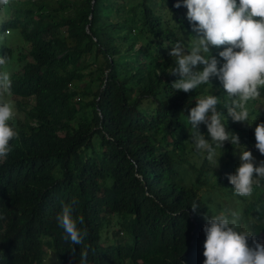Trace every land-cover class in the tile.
Here are the masks:
<instances>
[{
  "label": "trees",
  "instance_id": "1",
  "mask_svg": "<svg viewBox=\"0 0 264 264\" xmlns=\"http://www.w3.org/2000/svg\"><path fill=\"white\" fill-rule=\"evenodd\" d=\"M175 3L9 0L3 6L23 46L4 54L13 70L9 123L18 139L0 158V264H79L85 245L88 264H203V216L218 208V199L242 209L247 229L264 236V180L241 197L226 177L243 146L225 141L216 149L218 166L195 151L188 110L202 95L226 93L216 78L188 93L173 88L179 77L170 74L176 64L168 53L176 42L190 48L195 36L186 8ZM25 45L28 54L21 52ZM259 91L263 99L248 102V123L257 117L249 128L222 121L256 162L264 160L254 147L253 129L264 122ZM200 131L207 135L204 125ZM72 201L87 229L84 244L73 245L76 256L56 219L62 203ZM193 203L200 207L195 213ZM114 226L130 242L110 245Z\"/></svg>",
  "mask_w": 264,
  "mask_h": 264
},
{
  "label": "clouds",
  "instance_id": "2",
  "mask_svg": "<svg viewBox=\"0 0 264 264\" xmlns=\"http://www.w3.org/2000/svg\"><path fill=\"white\" fill-rule=\"evenodd\" d=\"M8 3L9 0H0V158H6L12 151L10 141L18 139L17 131L9 123L15 115V103L13 105L3 99L5 95H12L13 73L9 58L4 54L7 49L18 51L23 46L22 39L11 27V12L4 10L3 6ZM181 6L187 10L186 18L195 36H191L190 48L182 42L171 46L168 55L175 57L176 66L170 74L179 77L171 84L175 90L188 93L201 84H211L212 78L219 81L220 88L226 93L225 98L202 95L188 110V122L193 130L192 142L198 154H206V158L217 166L221 155L217 157L216 149H222L225 141L243 146V150L238 152V167L226 177L235 194L249 197L254 186L264 180V160L256 162L252 152L240 143L238 134L228 130L222 121L231 118L233 122H247L249 126L256 121L257 117H254L248 123V102L263 99L259 98V90L264 88V0H182V3L177 0L174 4L176 8ZM224 45L227 47L212 54L211 48ZM28 49L29 45H25L21 52L28 54ZM7 66L10 67L8 71L5 70ZM218 105L226 112L219 111ZM200 125L206 127L207 135L201 133ZM253 131L254 147L264 156V122L256 123ZM226 203H222L224 208H211L210 216H203V264H264V243L257 241L260 235L255 238L245 225L239 224L241 213L232 211L234 204ZM74 204L75 201L62 203L56 219L64 230L62 239L72 245L69 251L76 256L73 245L84 244L87 229L80 227L85 223L84 217L73 215ZM199 208L196 203L191 206L194 213ZM3 218L0 215V219ZM108 232L110 245L127 242L125 238L123 241L118 238L120 234L125 236L121 226L117 229L116 226L109 227ZM88 247L85 245L79 252V264H88Z\"/></svg>",
  "mask_w": 264,
  "mask_h": 264
},
{
  "label": "rangeland",
  "instance_id": "3",
  "mask_svg": "<svg viewBox=\"0 0 264 264\" xmlns=\"http://www.w3.org/2000/svg\"><path fill=\"white\" fill-rule=\"evenodd\" d=\"M3 99H4L5 101H11V102L13 103V105H14V103H15L14 98L11 97V96L5 95V98H3ZM262 103L264 104V100L262 101ZM249 127H250V126H249L246 122L242 123V128H249ZM218 200H219V204H220L218 207H220V208H224V207L222 206V203H226L225 200H222V199H218ZM229 203H230V205L233 204L232 202H229ZM226 205H229V204L226 203ZM227 207H230V206H227ZM230 208H231V207H230ZM232 211H238V212L241 213V218H240L239 224H241V225H246V224H247V219H248V217H247L243 212H241L242 209H237V210L234 209V210H232ZM243 222H244V223H243ZM116 229H117V226H116ZM240 230H243V229L240 228ZM107 237L110 238L109 235H107ZM118 238H120L121 241H123V239L125 238L128 242H130V238H129L128 235H125V236L123 237V236H121V234H120ZM257 241H258V242H261V243H264V236H263V235H260ZM248 243H249V245L251 246V241H250V239H249Z\"/></svg>",
  "mask_w": 264,
  "mask_h": 264
},
{
  "label": "water",
  "instance_id": "4",
  "mask_svg": "<svg viewBox=\"0 0 264 264\" xmlns=\"http://www.w3.org/2000/svg\"><path fill=\"white\" fill-rule=\"evenodd\" d=\"M93 3V2H92Z\"/></svg>",
  "mask_w": 264,
  "mask_h": 264
}]
</instances>
